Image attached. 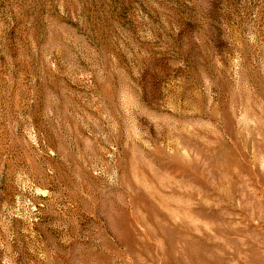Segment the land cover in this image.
<instances>
[{"label":"rangeland","instance_id":"rangeland-1","mask_svg":"<svg viewBox=\"0 0 264 264\" xmlns=\"http://www.w3.org/2000/svg\"><path fill=\"white\" fill-rule=\"evenodd\" d=\"M0 264H264V0H0Z\"/></svg>","mask_w":264,"mask_h":264}]
</instances>
